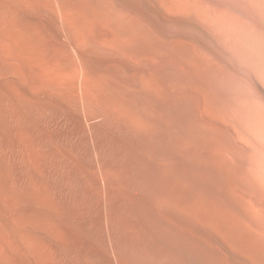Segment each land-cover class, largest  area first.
Listing matches in <instances>:
<instances>
[{"label": "rangeland", "instance_id": "1", "mask_svg": "<svg viewBox=\"0 0 264 264\" xmlns=\"http://www.w3.org/2000/svg\"><path fill=\"white\" fill-rule=\"evenodd\" d=\"M195 1L217 17L205 20L184 11L171 12L162 0H91L90 4L89 0H0V264H158L152 259L153 251L182 240L184 227L170 224L168 204H150L149 195L145 194L146 201L141 191L133 195L136 190L126 180L119 181L115 171L113 175L111 168L107 170L109 162L124 168L130 160L100 157L107 151L104 140L108 134L122 136L127 131L119 116L108 112L111 101L106 103L109 98L105 97L118 95L139 106L148 102L136 94L123 97V87L117 83L122 77L132 81L148 70L146 66L156 68L152 56L144 59L147 44L158 40L156 35L196 32L201 36L251 83L243 82L249 99L259 105L262 119L250 111L247 131H264V101L251 88L258 83L264 90V82L246 66L250 64L247 60L256 62L254 68L264 71L252 53L255 48L264 54V17L255 19L259 16L246 0ZM98 3L103 10L97 8ZM219 11L224 22L218 19ZM244 13V17L251 15V28L256 26L254 30L260 32L247 31L258 37L256 45L253 36L249 43L251 36L245 37L246 30L240 27ZM85 15L90 16L88 22ZM180 18L193 20L207 34L188 23L180 24ZM132 19H139L141 26L133 25ZM233 20L235 26L230 23ZM127 28L129 37L123 32ZM143 34H152V39L142 38ZM132 40L135 44H130ZM178 131L177 157H184V147L190 150L191 160L200 154L207 156V144L185 129Z\"/></svg>", "mask_w": 264, "mask_h": 264}, {"label": "bare ground", "instance_id": "2", "mask_svg": "<svg viewBox=\"0 0 264 264\" xmlns=\"http://www.w3.org/2000/svg\"><path fill=\"white\" fill-rule=\"evenodd\" d=\"M246 1L251 5L255 15L259 16L258 18L254 15L255 19L260 20L261 17H264V0ZM162 2L171 12L182 11L183 13L184 11L191 17L205 20L207 18L204 17H208V19L217 17L215 14H212L211 17L210 10L208 11L195 0H162ZM99 3L98 9L102 7ZM90 6L88 5V7ZM106 7L105 11L108 14ZM110 8L114 9V7ZM87 9L89 10V8ZM117 11L116 13H118ZM98 12L99 10H97ZM217 13L220 15L218 19L221 18L219 21L222 22L224 16H221L222 11L221 14L220 11ZM115 14L113 16H116ZM93 15L97 16L98 14L96 15L95 12ZM251 15L249 16V13L248 17H244L247 16L245 13L242 15V20L246 21V23L243 21L244 23L240 24L242 31L246 30L244 34L251 28V25H254L250 22H253ZM233 17L234 15H232V19ZM87 18L85 15V21L88 22ZM118 18L120 19L117 16ZM245 18L250 19L248 21ZM180 19V24L188 23L198 32L207 34L193 20ZM123 20L121 19V21ZM132 20L134 21V19ZM138 20L136 19L133 25H137ZM237 20H240V16ZM230 23L235 26L236 21L233 20ZM115 24L118 25L117 22ZM237 25H239L238 22ZM82 26L84 28V25ZM82 26L80 31L83 29ZM119 26L117 27L119 28ZM133 27L129 28L128 26L131 30ZM255 27L252 26L250 30L258 35ZM118 28H114V30L116 31ZM128 28L123 29V32L128 31ZM138 28L136 33L139 32ZM135 31L136 29H134ZM134 32L132 33L134 34ZM120 33L117 34L120 35ZM136 33L135 35H137ZM229 33L233 37L236 35L234 32ZM254 33L248 34L251 36L249 37L252 38ZM230 34H228L229 37ZM125 35L129 37L130 34L126 33ZM150 35L148 36L149 40L152 39ZM158 35H156L158 40L155 38L154 41L147 44L145 52L147 55L144 54V59L149 54L157 60L156 68L146 66L148 70L138 77H134L135 79L133 78L132 81L128 77H122L117 83L120 84V88L123 87L121 88L123 97L127 94L143 96L148 99L147 104L135 105L119 96L121 101L118 95H116L117 98H114L111 96L112 94H108L113 99L105 97L109 98L106 103L111 101V105L107 106L108 112L113 113L115 117L119 116L127 131L126 137L124 134L122 136L118 134L115 136L112 132L108 134L104 140L107 151L104 154L100 151V155L103 154L100 157L102 158L106 154L113 159L130 160V166L124 165V168L120 164L109 162L110 167L107 170L111 168L113 175L115 171L118 177L117 175L114 177L119 181H122L121 178L126 180L127 185L129 184V187L136 190V192H132L133 195L143 192L142 195H149L150 201L148 202L152 201L155 206L168 204L171 210L166 213L169 216L170 224L172 223L176 227L179 224L184 227V232L181 231L183 236L180 242H173L171 246L168 245V249L167 245L163 250L160 246L161 250L156 248L157 251L159 250L157 253L153 251L154 249L150 250V252H154L153 258L152 255L151 258L157 259L158 264L160 262L162 264H264V131H247V116L250 111L258 115V120L262 119L258 110L259 105L253 104L249 99L250 93L243 84V82L249 83V80L239 76L234 71L235 69L233 70L234 67L226 64L228 62L223 60L218 52H214L196 32L187 35L175 33L173 36L162 34L163 36L159 35V38ZM148 37L144 35L142 38ZM253 38L247 39L251 40L250 44L253 41V44L256 45L258 41L255 39L257 40L258 37L253 36ZM247 39L245 38V40ZM143 41L145 42V40ZM131 42L133 43V40L130 41V44ZM120 47H117L118 50ZM129 51L131 52V49ZM253 51L252 53L258 57L259 62L257 63L262 64V70H264V59L261 62L260 58L264 54L260 50ZM150 56L148 57L150 58ZM247 63H250L246 65L247 69L258 76V79L262 78L261 81L264 82V71L261 70L263 73H259L254 68L256 62L251 63L247 60ZM126 76L129 75L126 74ZM252 84L251 88L254 93L264 101V90L258 83ZM103 87L106 88L104 85ZM101 89L98 92L103 90ZM104 90L109 91L108 88ZM123 100L127 102H123ZM103 105L105 104L103 103ZM107 110L105 111L107 112ZM115 117L116 120L117 117ZM179 128L187 130L186 132L191 136L207 144L208 149L202 147L207 149L206 157L200 154L196 156L195 160H191L192 158L188 157L191 152L185 150V147L183 148L186 153L184 157L176 156L177 146L175 144H177L176 135ZM128 135L131 138H128ZM127 189L129 190L128 186ZM231 189L232 192H238L240 196H237L238 194L237 197L234 196L235 192L232 193ZM131 190L130 188L129 192ZM133 195L132 198H136ZM144 198L147 201L146 195ZM167 215L165 214V216ZM153 217L156 216L153 215ZM167 225L169 226V224Z\"/></svg>", "mask_w": 264, "mask_h": 264}]
</instances>
